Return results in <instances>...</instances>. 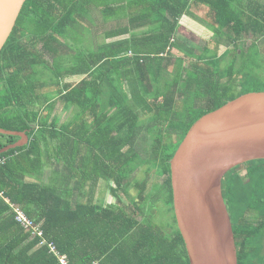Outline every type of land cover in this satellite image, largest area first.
Returning a JSON list of instances; mask_svg holds the SVG:
<instances>
[{"label": "trees", "instance_id": "trees-1", "mask_svg": "<svg viewBox=\"0 0 264 264\" xmlns=\"http://www.w3.org/2000/svg\"><path fill=\"white\" fill-rule=\"evenodd\" d=\"M188 16L217 27L218 48L192 52L180 44L177 30ZM85 21L98 25L97 35ZM130 28L149 30L141 37ZM69 31L80 35L72 52L63 50ZM125 35L130 38L113 40ZM246 41L251 45L244 49ZM262 45L264 0H27L0 53V129L30 137L0 155L6 159L0 164V264H61L40 246L43 239L56 243L71 264H190L173 209L170 160L204 116L264 91ZM82 74L88 76L76 84L63 80ZM61 104L68 114L75 108L65 125L62 114H53ZM146 134L155 143L144 156L137 142ZM18 141L0 134V152ZM45 152L67 174L66 186L80 188L93 175L112 183L111 201L74 208L70 193L35 182ZM143 166L147 178L134 182L137 199L118 205L121 192L131 198L127 182ZM152 174L164 182L147 194ZM224 188L238 264H264V160L231 170ZM155 201H163L170 230L150 221ZM17 208L43 236L16 220Z\"/></svg>", "mask_w": 264, "mask_h": 264}, {"label": "water", "instance_id": "water-1", "mask_svg": "<svg viewBox=\"0 0 264 264\" xmlns=\"http://www.w3.org/2000/svg\"><path fill=\"white\" fill-rule=\"evenodd\" d=\"M27 0H0V53ZM11 149L30 143L25 132ZM264 160V91L243 94L190 128L170 160L173 209L190 264H238L224 179L231 170Z\"/></svg>", "mask_w": 264, "mask_h": 264}, {"label": "rangeland", "instance_id": "rangeland-1", "mask_svg": "<svg viewBox=\"0 0 264 264\" xmlns=\"http://www.w3.org/2000/svg\"><path fill=\"white\" fill-rule=\"evenodd\" d=\"M101 12V11H100ZM99 14V13H98ZM113 16V15H112ZM111 16V17H112ZM205 18V17H202ZM116 21V19L114 18H109V22L111 24V22ZM100 20H98V24H99ZM109 24V25H110ZM85 26L86 29L90 32L93 31L94 35H97L98 33V25L97 24H92V23H88L85 21ZM144 28H142L141 30H143ZM218 29L217 27L213 26V24L211 22H209L208 20L205 21L203 19L198 20L197 18H193V17H184L180 20V27L177 30V38L181 42L184 43L186 46V48H191L192 52L198 50V52H202L203 49L205 48V46H207L208 44L213 46L214 49L218 48V44H217V40L220 39L219 35L217 34ZM81 32L84 33L81 29ZM216 32V34L214 33ZM141 34V37L143 36V34L145 32H139ZM67 37L69 39L65 40L68 45L63 47V50L66 52H72L71 48L74 49L79 43H77L76 41H78V39L80 38V35L78 34V32H68ZM87 37V36H86ZM104 38L103 36H100L99 41H103ZM246 43H248L247 41L243 43L242 47H246ZM251 45V43H248V47ZM39 48L42 51H45L44 49V44L42 42L39 43ZM91 48V45L89 46H84L83 49H88ZM233 48V47H232ZM262 49V58L264 59V45L261 46ZM90 50V49H89ZM176 50V49H175ZM174 50V54H180L177 51ZM74 51V50H73ZM47 58L50 60L51 63L54 62V59L52 56L49 55V52H46ZM181 55V54H180ZM230 58L227 57L226 63H229ZM225 63V64H226ZM260 73L263 74L262 77L264 78V62L261 63V69H260ZM66 75H64L65 77ZM46 80L49 82L51 81V79L46 78ZM64 81L67 82H77L78 80H80V76L74 78L73 76H69V77H65L63 79ZM55 81H53L52 83H54ZM155 138H153L151 135L149 136V134L143 135L142 138L138 139V147L137 150L139 152H141L144 156H146V152L149 149L152 148L153 144L155 143ZM148 167L147 166H143L141 168V170L136 171L133 175L132 178L129 180L127 185L129 187L130 190V194H131V198L128 199L126 197V195L124 194V192H121L120 194V200L117 201L118 205H122V206H127L131 203V201L133 199H137L138 196V191L136 190V188H134V184L138 183L142 180H145L147 178L146 176V169ZM244 176L246 175V172H243ZM156 176V174H152L151 176V180L148 183V191L147 194H149V192L151 191V186H154L155 184L160 186L163 185L164 179L163 178H158V179H153ZM140 180V181H139ZM135 182V183H134ZM156 187V186H155ZM155 197V196H154ZM156 205H158V209L156 211V214L154 216V214L152 215L153 219H150V221H155L157 224L161 225V228H163L164 230H170L169 225L167 224L169 218V214L166 216L165 214V209H163V201H155L154 202ZM155 213V212H154ZM139 218H142V216L139 215Z\"/></svg>", "mask_w": 264, "mask_h": 264}, {"label": "crops", "instance_id": "crops-1", "mask_svg": "<svg viewBox=\"0 0 264 264\" xmlns=\"http://www.w3.org/2000/svg\"><path fill=\"white\" fill-rule=\"evenodd\" d=\"M112 23V22H111ZM115 23V22H114ZM142 28H130V31L132 33H136V32H147L149 29L148 28H144L143 30H141ZM130 35H125L124 37H116L113 38L114 39H129ZM112 38H110L107 41H112ZM104 41V40H103ZM103 41H99V42H103ZM97 44V43H96ZM96 46V45H94ZM80 76V80L84 79L88 76V74H82V75H73L74 78ZM80 80H78L76 83H78ZM46 107H43L41 110L42 112L45 110ZM74 109H71V111L69 112V114L67 112L64 111V106L59 105L57 106L56 110L54 111V115H59L58 113L62 114V121L60 125H65V123L71 119H73L74 117ZM46 111V110H45ZM72 124L71 127H75L76 126V122H70ZM72 136V135H71ZM70 136V137H71ZM53 154L49 153V152H45L43 153L42 159L44 161V166L41 169H38L36 171V176L35 177V182H38L42 185H46V186H50V188H55V190L59 191H64L65 195L67 194H71V195H67L71 200H73L74 203V208H76L77 204H94V205H101V206H105L107 205L108 201H111V196H110V187L112 185V183H109L107 181H105L104 179H102L101 177H99L100 175H98L97 177H95V175L90 176V177H86V179H84L83 177V182L84 184L80 186V188L75 187V185L70 184L67 182L68 186H66V184L64 183V179L65 176L67 174L64 173V171H59V169L57 168L55 162H58L56 159L51 158ZM89 157H91V155H88ZM80 158V157H79ZM76 166V165H73ZM83 165H81L78 162V166H77V171L80 173L81 175V171H82V167ZM61 169V168H60ZM80 176L78 177V180H80ZM34 179H31V181ZM82 180V179H81ZM81 182V181H80ZM79 187V186H78Z\"/></svg>", "mask_w": 264, "mask_h": 264}, {"label": "built area", "instance_id": "built-area-1", "mask_svg": "<svg viewBox=\"0 0 264 264\" xmlns=\"http://www.w3.org/2000/svg\"><path fill=\"white\" fill-rule=\"evenodd\" d=\"M6 159H0V164H5ZM16 220L22 224L26 229L34 228L35 234H38L40 236H43V231L40 229L39 226L35 225V222L31 220L29 217H27L20 209H16ZM46 245L49 247L50 253L55 254L58 258L61 264H71L69 259L64 256L59 250L53 241H47V239H43L40 242V246ZM93 264H98L97 262H94Z\"/></svg>", "mask_w": 264, "mask_h": 264}]
</instances>
